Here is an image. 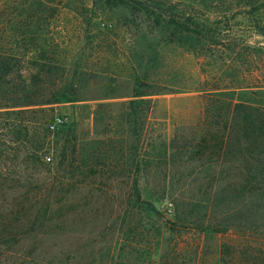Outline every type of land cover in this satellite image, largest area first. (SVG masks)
<instances>
[{
  "label": "rangeland",
  "instance_id": "obj_1",
  "mask_svg": "<svg viewBox=\"0 0 264 264\" xmlns=\"http://www.w3.org/2000/svg\"><path fill=\"white\" fill-rule=\"evenodd\" d=\"M0 20L45 21L66 73L45 98L73 101L0 121V264H264V0H0Z\"/></svg>",
  "mask_w": 264,
  "mask_h": 264
},
{
  "label": "trees",
  "instance_id": "obj_2",
  "mask_svg": "<svg viewBox=\"0 0 264 264\" xmlns=\"http://www.w3.org/2000/svg\"><path fill=\"white\" fill-rule=\"evenodd\" d=\"M106 1L111 2L112 0ZM207 1L217 3V1L222 0ZM169 18L172 21H169L168 25L178 31V28L182 27L181 24L174 21L173 15ZM44 22L42 20L38 24L39 20H20L18 23L14 22V20H0V31L9 30L8 35L0 36V121H19L20 117L25 114L36 115L44 113L46 111L44 110L46 109L45 107L59 101L73 102L71 98H68V92L59 91L56 89V85L53 93H51V98H45L48 90L47 83L56 84L58 80H62L65 77L66 73L58 66L55 54H46V51L43 50V42L39 41L36 35V37H33L31 34L34 28L37 29L44 26ZM191 32L197 34V30ZM191 40L192 38L188 41L190 42ZM38 43L41 47H39L40 54L36 57L28 58V56H25L26 54L18 52L20 46L28 50L31 45L36 46ZM196 46L197 44L193 43L191 49H197L195 48ZM26 63L32 66L36 72L29 74V70L23 69ZM27 72L28 76L26 75ZM145 93V88L142 87V91H138L134 97H144ZM251 116L253 115L244 114L242 116L243 121L249 126L254 122V118ZM33 123L36 126L35 134H38L40 127H42L46 137L48 136L49 128L44 129L40 123L37 125L35 120H33ZM16 125L18 124L15 123L13 126L9 124L11 128H8H10L11 133L20 135L21 132L18 129L21 126ZM48 127H50V124ZM30 143L35 147L33 154L31 153L30 155L31 158L40 162L42 158L39 155L42 152V147L37 144L35 137ZM59 153L60 160L57 165L62 167L67 162L68 155H70L69 146L64 145ZM48 161H52V158L48 157Z\"/></svg>",
  "mask_w": 264,
  "mask_h": 264
}]
</instances>
